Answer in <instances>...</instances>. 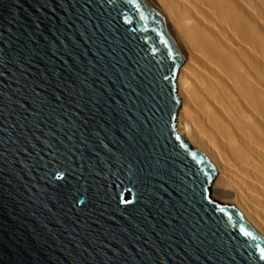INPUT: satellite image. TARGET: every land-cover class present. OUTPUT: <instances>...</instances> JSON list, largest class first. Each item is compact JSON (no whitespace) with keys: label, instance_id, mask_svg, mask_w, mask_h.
Segmentation results:
<instances>
[{"label":"water","instance_id":"water-1","mask_svg":"<svg viewBox=\"0 0 264 264\" xmlns=\"http://www.w3.org/2000/svg\"><path fill=\"white\" fill-rule=\"evenodd\" d=\"M184 57L151 0H0V264H264L178 132Z\"/></svg>","mask_w":264,"mask_h":264},{"label":"bare ground","instance_id":"bare-ground-1","mask_svg":"<svg viewBox=\"0 0 264 264\" xmlns=\"http://www.w3.org/2000/svg\"><path fill=\"white\" fill-rule=\"evenodd\" d=\"M184 51L178 132L219 169L210 196L264 237V0H151Z\"/></svg>","mask_w":264,"mask_h":264}]
</instances>
